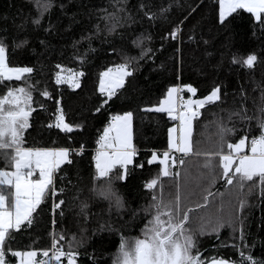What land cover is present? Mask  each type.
Instances as JSON below:
<instances>
[{
  "label": "trees",
  "instance_id": "obj_1",
  "mask_svg": "<svg viewBox=\"0 0 264 264\" xmlns=\"http://www.w3.org/2000/svg\"><path fill=\"white\" fill-rule=\"evenodd\" d=\"M44 4L51 6L45 11ZM218 12L217 0H0V41L7 48V63L33 69L26 80L0 83V96L10 88L31 90L33 111L23 146L69 148L74 153L73 163L62 165L54 174L53 187L33 214L32 224L13 231L8 248L50 252L55 238L58 247L68 251L71 245L78 253L77 264H116L122 237L130 243L143 238L142 230L152 219L145 209L154 193L145 184L157 178L161 165L147 161L153 152L161 157L169 151L168 130L177 123L167 113L145 109L159 105L170 87L182 88L179 95L186 101L202 99L219 86L221 100L201 109V116L192 122V153L174 155L176 165L169 163L172 175L160 176L155 192H162L167 201L179 188L185 210L203 204L208 191L214 194L206 207L190 213L192 227H198L202 219L220 220L224 226L194 235L193 255L198 251L206 261L223 258L237 263L243 252L264 261V187L259 182L242 189L235 183L228 185L218 158L206 159L221 150V127L234 130L225 134V143L260 135L264 26L245 10L221 25ZM177 28L178 37L171 39L169 34ZM249 54L258 58L253 68L233 63L234 58ZM123 63L130 65L133 75L97 112L105 99L98 90L100 74ZM80 72L78 88L56 83L57 73L70 79V73ZM186 86L196 93L188 92ZM45 91L50 98L43 95ZM60 108L73 126L71 133L49 127ZM125 112L133 113L134 161L143 167L129 166L125 180L116 178L117 169L107 178H98L93 157L97 140L112 117ZM0 169L11 170L3 158ZM109 180L122 207L99 194ZM60 200L65 203L54 209ZM7 261L14 264L16 257L9 254ZM65 263L63 259L61 264Z\"/></svg>",
  "mask_w": 264,
  "mask_h": 264
},
{
  "label": "snow or ice",
  "instance_id": "obj_2",
  "mask_svg": "<svg viewBox=\"0 0 264 264\" xmlns=\"http://www.w3.org/2000/svg\"><path fill=\"white\" fill-rule=\"evenodd\" d=\"M217 2L219 6L218 19L221 25L226 24L228 18L238 10H245L252 14L261 26H264V0H217ZM50 6V4H44L43 9L46 11ZM35 23H39V21L37 20ZM179 32L180 29L177 28L169 34V37L176 39ZM23 43H27V41H23ZM150 51L151 49H148L142 53V56H146ZM6 53L7 48L3 41H0V83L26 80V74H31L33 69L31 67H10L7 63ZM257 59L255 54H249L246 58H234L233 63H239L251 69ZM61 67L57 65V68ZM129 67L128 63H123L115 68H108L100 74L98 90L105 99L97 107V112L116 96L119 89L124 87L126 78L133 75ZM82 75V72L70 73L71 79H65L61 77L60 73H57L56 83H70L78 88L80 84L76 77ZM186 87L188 92L196 93L195 88ZM181 91L183 89L180 87H170L166 97L159 102L158 106L145 110L167 113L170 119L179 120L181 134L174 138L172 134L176 132V129H169V148L187 156L192 153L190 139L192 122L201 116V109L221 100V88L214 87L202 99L180 101L178 106L177 99ZM43 95L49 97L47 91ZM31 101V90L27 87L10 88L6 94L0 96V158L5 159L11 169H0V264H8L7 256L9 254L19 257L20 264H61L63 259H66L67 264H77L78 253L71 249V245H69L68 251L58 247V241L55 238L51 255L49 251L42 253L35 250L21 252L8 248V241L14 239L12 232L21 230L24 225L32 224L33 214L45 199L47 191L53 187L54 174L61 169L62 165L73 163L70 157L74 153L69 148L33 149L23 146V133L30 126L29 117L33 111ZM260 111L264 114V108H261ZM132 118V112L114 115L112 121L99 136L95 156V169L98 178H107L114 169H117L120 171V175L116 178L125 180L129 166L143 167L142 164L136 165L134 161L137 149L132 143ZM258 123L260 130L258 137L250 138L246 135L236 143L224 142L225 134L234 130L221 127V150L206 156L208 160L214 156L218 158L220 174L228 185L235 183L238 189L249 184L255 187L257 182L264 187V118H261ZM49 127H55L65 133H71L74 130L73 126L65 121L62 108L58 109L55 123L50 124ZM9 150L12 153L10 156L7 154ZM80 151L83 152V148ZM160 155L162 158L153 152L151 159L147 161L149 165L153 163L163 165L157 178L151 179L145 184V187L153 190L154 193L151 205L145 209L151 214L152 219L142 230L143 238H136L134 242L130 243L122 237L116 264H209L208 261L203 260L198 251L196 255H193L195 248L193 236L208 234L209 229L211 232H217L224 225L220 220L213 222L202 219L200 225L193 228L190 213L206 207L209 197L214 194L208 191L203 197V204H198L195 209L186 210L181 207L179 188L172 200L166 201L162 192L156 194L155 190L158 187L160 176L172 175L169 163L172 166L177 163L176 159H170L169 151ZM178 163L183 165L185 161L180 159ZM204 167H210V164H205ZM99 194L114 200L117 207H122L121 198L112 190L111 180L108 181L106 187L99 190ZM64 203L63 200L58 201L54 204V209H60ZM240 207H244L243 201L240 202ZM38 255L47 259L37 260ZM210 264H231V262L214 258ZM239 264H264V261L256 260L250 255L245 257L241 252Z\"/></svg>",
  "mask_w": 264,
  "mask_h": 264
},
{
  "label": "rangeland",
  "instance_id": "obj_3",
  "mask_svg": "<svg viewBox=\"0 0 264 264\" xmlns=\"http://www.w3.org/2000/svg\"><path fill=\"white\" fill-rule=\"evenodd\" d=\"M115 66H117V65H115ZM115 66H111V67H109V68H115ZM10 67H18V66H10ZM107 70V69H106ZM105 70V71H106ZM104 71V72H105ZM71 79V78H70ZM164 99V98H163ZM162 99V100H163ZM187 101V100H186ZM158 106V105H157ZM156 107V106H155ZM154 108V107H153ZM174 114H176V113H174ZM171 128H175L176 129V132H174L172 135H173V137L175 138V137H179L180 136V134H181V132H180V122H179V120H177V123L175 124V125H173V126H171L169 129H171ZM168 140H169V130H168ZM33 149H37V148H33ZM39 149H51V148H39ZM96 153H97V150H96ZM151 159V158H150ZM34 178H37V177H34ZM50 251H51V249H50ZM52 251H53V249H52ZM52 254V253H51ZM42 259H47V258H42ZM38 260H41V259H38ZM14 264H20V258L19 257H17L16 258V263H14ZM65 264H67V261H66V263Z\"/></svg>",
  "mask_w": 264,
  "mask_h": 264
},
{
  "label": "built area",
  "instance_id": "obj_4",
  "mask_svg": "<svg viewBox=\"0 0 264 264\" xmlns=\"http://www.w3.org/2000/svg\"><path fill=\"white\" fill-rule=\"evenodd\" d=\"M180 101H182V98H181L180 95H179V97H178V99H177V105H178V106H179ZM111 121H112V120H111ZM94 156H95V154L93 153V157H94ZM53 239H54V238H52V240H51V247H50L51 251H50V255H51V253H52ZM243 255H244L245 257L250 255V256H252V257L254 258V256H253L252 254H250V253H244ZM240 259H241V254L238 255V257H237V263H236V264H239ZM254 259H255V258H254Z\"/></svg>",
  "mask_w": 264,
  "mask_h": 264
},
{
  "label": "crops",
  "instance_id": "obj_5",
  "mask_svg": "<svg viewBox=\"0 0 264 264\" xmlns=\"http://www.w3.org/2000/svg\"><path fill=\"white\" fill-rule=\"evenodd\" d=\"M182 100L183 101H185V98L183 99L182 98ZM169 141V140H168ZM168 145H169V143H168ZM169 152H170V159L171 158H173L174 157V155H176L177 157H178V155L180 154V153H178V152H175V151H173V150H171L170 148H169ZM95 156H96V152H95ZM152 156V155H151ZM151 158V157H150ZM160 158H162V156L160 157ZM163 168V165H161V169ZM17 258V257H16Z\"/></svg>",
  "mask_w": 264,
  "mask_h": 264
},
{
  "label": "water",
  "instance_id": "obj_6",
  "mask_svg": "<svg viewBox=\"0 0 264 264\" xmlns=\"http://www.w3.org/2000/svg\"><path fill=\"white\" fill-rule=\"evenodd\" d=\"M213 259H214V258H213ZM215 259H223V258H215ZM211 260H212V259L208 260L209 264H210ZM225 260H227V259H225ZM228 261H230L231 264H236L235 262H233V261H231V260H228Z\"/></svg>",
  "mask_w": 264,
  "mask_h": 264
}]
</instances>
